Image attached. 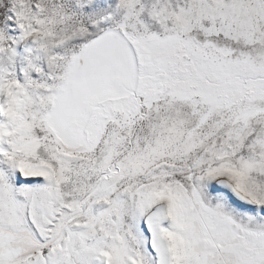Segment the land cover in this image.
I'll return each mask as SVG.
<instances>
[{
    "label": "snow or ice",
    "instance_id": "6c2138e0",
    "mask_svg": "<svg viewBox=\"0 0 264 264\" xmlns=\"http://www.w3.org/2000/svg\"><path fill=\"white\" fill-rule=\"evenodd\" d=\"M0 264H264V0H0Z\"/></svg>",
    "mask_w": 264,
    "mask_h": 264
}]
</instances>
